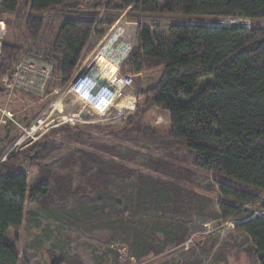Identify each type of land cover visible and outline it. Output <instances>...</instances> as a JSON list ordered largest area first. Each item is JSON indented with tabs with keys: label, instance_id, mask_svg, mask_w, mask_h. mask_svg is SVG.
Wrapping results in <instances>:
<instances>
[{
	"label": "trees",
	"instance_id": "obj_1",
	"mask_svg": "<svg viewBox=\"0 0 264 264\" xmlns=\"http://www.w3.org/2000/svg\"><path fill=\"white\" fill-rule=\"evenodd\" d=\"M159 1L163 2L160 7ZM101 10L104 15L98 18ZM127 10L132 19L157 12L259 19L264 18V0H0V17L7 25L21 26L24 38L31 42L38 39L48 11L62 16L48 51L54 61L56 84L71 79L82 57ZM162 28L159 23L146 28L138 22L135 45L121 70L147 74L146 82L152 83L141 90L147 97L145 105L137 108L114 139L134 146L143 140L154 141L156 149L165 153L184 147L192 166L264 191V27L177 21ZM14 39L18 40V35ZM23 51L22 45H0V77L10 73ZM152 72H157L155 78L149 75ZM202 79H206L203 84ZM54 80L50 79L52 85H48L52 87ZM129 106L127 101L125 109ZM152 106L167 112L170 127L165 134L156 136L142 123L144 112ZM57 133L84 147L60 157L51 167L44 161L57 144L35 141L11 151L0 163V264H26L8 237L11 229L21 226L25 203L50 215L67 211L81 225L90 222L91 229H108L109 241L128 243L138 259L158 255L168 245L185 241L186 229L180 225L175 228L173 221L169 222V231L161 227L163 238L156 241L150 237L157 221L149 224L124 216L128 207L134 215L147 203L167 205L173 201L163 196L166 188L161 177L144 175L126 163L135 160L137 150L123 151L93 140L89 132L65 125L49 129L43 138ZM21 163L37 169L34 184H28V172ZM153 170L170 177L171 188L176 185L173 183H184L191 174L178 166L170 171L161 164ZM132 176L138 187L134 197L126 200V180ZM216 185L222 196L233 200L218 203L222 218L241 221L235 228L249 239L255 263L264 264V216L251 218L250 210L241 208L260 202L258 195L222 181ZM179 191L180 187L172 190L176 199ZM261 207L264 210V204ZM106 208L115 210V218ZM171 210L178 209L174 205ZM98 257L96 264H102V255ZM184 264H201V260L195 258Z\"/></svg>",
	"mask_w": 264,
	"mask_h": 264
},
{
	"label": "rangeland",
	"instance_id": "obj_2",
	"mask_svg": "<svg viewBox=\"0 0 264 264\" xmlns=\"http://www.w3.org/2000/svg\"><path fill=\"white\" fill-rule=\"evenodd\" d=\"M162 3L159 1L158 7ZM103 15L104 11L101 10L98 18H102ZM61 20L60 14L48 11L40 35L34 42L24 38L21 26L16 28L8 24L7 31L12 34V38L18 35V40L14 39V43H11L5 39L4 42L22 45L25 50L22 53L34 54L54 64V61L48 57V51ZM121 20L126 22V31L123 34L114 30ZM177 21L223 26L236 23L247 27H264V18L216 19L157 12L137 15L132 19L128 17V10L125 11L95 42V45L98 43L96 47L82 57L73 76L66 84H60L59 81L56 84L53 75V86H50L52 85L50 81L45 90H40L38 93L32 94L22 87L13 90H5L1 87L4 100L0 103L2 133L0 163L6 160L7 154L11 151L21 150L35 141H40L42 145L49 140L57 144L44 161L51 167L55 166V162L60 157L84 147L78 142L68 141L65 134L61 133L43 138L49 130H46L48 127L55 128L60 125L77 127L79 130L91 133L93 140L113 144L123 151L137 150L139 153L135 160H125L126 163L144 175L161 177L166 188L163 196L173 201H169L167 205L147 203L145 209L134 215L128 207L124 216L134 217L140 222L149 224L157 221L158 226L150 237L156 241L163 238L161 227L164 226L169 231V222L173 221L176 223L173 225L175 228L180 225L186 229L185 241L179 245H168L158 255L148 254L138 259L133 255L128 243L109 241L111 231L108 229H91L90 222L81 225L76 218H71L75 216L67 211L50 215L36 205L25 203L24 220L18 229H11L8 232V237L15 242L26 264H74L76 261L80 264H96L99 255H102V264H184L195 258L200 259L201 264H256L249 239L243 231L235 228L241 221L232 217L223 219L221 216L218 203L220 201L232 203L233 200L222 196L218 192L216 183L222 181L255 192L260 202L241 206L250 210L251 218L264 216L261 207L264 204V191L192 166L184 147L178 150L172 148L170 155L160 149L157 150L154 141L143 140L144 145L141 146L142 143H139L138 146H134L131 142L114 139L115 133L120 134L124 131L127 119L136 113L137 108L145 105L147 97L141 94V90L152 83V81L146 82L147 74L134 75L133 82L128 86H122L118 79L121 66L135 45L138 22L146 28H150L152 23H159L165 30L167 25ZM103 41L105 43H102ZM88 72L89 75H86ZM156 74L157 72H152L149 75L155 78ZM78 79L82 83L77 85L75 82ZM201 82L203 84L206 79H202ZM76 87H80V90L75 91ZM127 101L130 102V106L125 109ZM80 111L84 112V116H81ZM39 117L48 119L39 128H31L33 121ZM142 123L156 136L165 134L170 127L166 112L153 106L144 112ZM93 125L102 128L111 126V128L98 129L92 127ZM184 159L187 161L183 162ZM160 164L164 169L170 168V171L178 166L180 169H186L187 172L189 170L191 174L184 183H173L176 185L171 188L169 182H173L172 179L162 172L156 173L153 170L154 167H160ZM20 165L28 172V184H34L37 169L26 163ZM187 175L188 173H185L186 177ZM126 184L124 194L127 200L135 195V189L138 187L137 179L132 176L126 180ZM157 187L160 189V185ZM178 187H180V195L176 199L172 190L175 191ZM173 202L178 210H171L174 206ZM109 209L113 213L111 218H115L113 208H106L105 211L109 212Z\"/></svg>",
	"mask_w": 264,
	"mask_h": 264
},
{
	"label": "built area",
	"instance_id": "obj_3",
	"mask_svg": "<svg viewBox=\"0 0 264 264\" xmlns=\"http://www.w3.org/2000/svg\"><path fill=\"white\" fill-rule=\"evenodd\" d=\"M52 72L53 63L50 60L43 59L34 54L24 53L14 64L10 73L0 77V84L5 90H13L22 87L32 94L38 93L40 90H45L47 83L52 79ZM134 75L136 74L122 73V70H120L118 79H120L122 86H128L133 82ZM50 113L52 114V111ZM80 114L84 116L83 111H80ZM47 119L46 117L37 118L33 121L31 128H39ZM53 127L54 126L48 127L46 130Z\"/></svg>",
	"mask_w": 264,
	"mask_h": 264
},
{
	"label": "crops",
	"instance_id": "obj_4",
	"mask_svg": "<svg viewBox=\"0 0 264 264\" xmlns=\"http://www.w3.org/2000/svg\"><path fill=\"white\" fill-rule=\"evenodd\" d=\"M115 31H116V33L119 32L121 34L125 33V32H122L120 30H115ZM11 36H12V34L7 31V24H6V22L0 17V41L3 43L4 41H6L5 39H7V40H9V42L14 43L13 42L14 41V37L12 38ZM102 43H105V42L103 41ZM86 75H89V72ZM79 79H81V78H79ZM79 79L75 82V84L77 83V85H78L79 83H82L81 80H79ZM77 90H80V87H78V88L76 87L75 88V91H77ZM3 100H4V98H3V94H2V88L0 86V103L3 102ZM166 115H167V112H166ZM1 135H2V133H1V129H0V150H1V146H2V144H1L2 143V136Z\"/></svg>",
	"mask_w": 264,
	"mask_h": 264
},
{
	"label": "bare ground",
	"instance_id": "obj_5",
	"mask_svg": "<svg viewBox=\"0 0 264 264\" xmlns=\"http://www.w3.org/2000/svg\"><path fill=\"white\" fill-rule=\"evenodd\" d=\"M114 30H120L122 32H125L126 31V22L124 20H121L120 23L116 26V28Z\"/></svg>",
	"mask_w": 264,
	"mask_h": 264
}]
</instances>
